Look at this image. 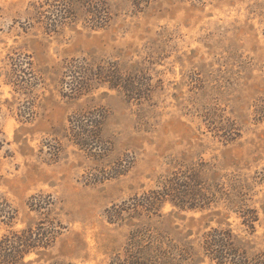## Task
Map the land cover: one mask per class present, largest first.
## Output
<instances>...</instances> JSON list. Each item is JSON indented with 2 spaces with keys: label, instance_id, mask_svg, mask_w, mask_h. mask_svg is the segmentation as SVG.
Here are the masks:
<instances>
[{
  "label": "rangeland",
  "instance_id": "1",
  "mask_svg": "<svg viewBox=\"0 0 264 264\" xmlns=\"http://www.w3.org/2000/svg\"><path fill=\"white\" fill-rule=\"evenodd\" d=\"M44 1L0 0V237L53 222L25 264H109L133 226L107 209L183 170L152 227L192 245L189 264H218L200 247L217 226L264 254V0H101L102 26L81 3L49 23ZM82 57L117 61L146 96L106 84L65 96L62 66ZM95 107L107 117L91 154L66 135Z\"/></svg>",
  "mask_w": 264,
  "mask_h": 264
},
{
  "label": "trees",
  "instance_id": "2",
  "mask_svg": "<svg viewBox=\"0 0 264 264\" xmlns=\"http://www.w3.org/2000/svg\"><path fill=\"white\" fill-rule=\"evenodd\" d=\"M77 3L86 7V11L92 15V21L96 25L102 26L107 21L108 15L101 0H45L43 5L51 6L52 10L50 15H47L45 10H40L39 15L49 23L64 22L75 16L73 7ZM90 3L93 5L90 6ZM62 68L64 76L69 77V81H64L67 86V92L64 95L69 98L88 94L96 88L97 84H106L109 88H122L129 98L137 101L144 98L147 93L141 92L137 86V80H133L127 74V69L123 70L115 60L96 61L82 57L66 61ZM106 117L107 113L102 107L77 112L68 118L69 126L66 136L91 154L101 153ZM178 172L167 179L168 183L161 192L154 195L134 196L107 209L110 222L128 219L133 226L123 255L115 254L109 264H189L188 261L193 260L192 245L174 243L148 222V218L159 215L156 212L166 195L178 197L177 189L185 182L181 177L185 172L183 170ZM140 217L146 220L131 222L132 219H140ZM55 227L53 222L51 226L40 222L37 226L20 232L11 231L2 235L0 264H25L23 258L26 254L49 248L59 233ZM243 246L245 244L238 242L237 236L228 226L211 227L200 243L202 253L218 264H264V254L256 253L249 256L246 247L242 248Z\"/></svg>",
  "mask_w": 264,
  "mask_h": 264
}]
</instances>
